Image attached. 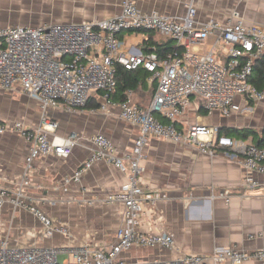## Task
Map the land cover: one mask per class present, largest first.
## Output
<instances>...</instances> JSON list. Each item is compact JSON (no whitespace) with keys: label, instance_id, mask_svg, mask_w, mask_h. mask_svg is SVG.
<instances>
[{"label":"built area","instance_id":"built-area-1","mask_svg":"<svg viewBox=\"0 0 264 264\" xmlns=\"http://www.w3.org/2000/svg\"><path fill=\"white\" fill-rule=\"evenodd\" d=\"M122 30L159 32L174 41L179 50L162 59L154 47L130 52L123 48L118 37ZM262 55L264 25L248 22L237 12L225 22L198 21L194 0L187 1L185 13L180 16L144 13L132 0H125L119 13L96 22L0 27V90L17 86L41 110L40 121L34 127H27L20 119L8 125L0 124V134L10 131L30 142L20 181L12 189L0 188V210L9 204L29 211L41 224L46 237L67 236V227L32 203L25 192L29 173L38 158L50 154L69 156L81 138L77 132L56 135L58 122L47 115V110L61 106L68 112H76L95 98L99 107H90L89 112L107 111L114 104L111 94L116 86L117 64L127 70L144 67L151 72L147 80L157 81L147 104L133 102L132 90L127 91L126 100L116 103L119 119L138 128L129 152L119 155L112 139L96 132L91 136L94 146L91 154L71 175L63 178L64 185L78 183L99 161L128 172L127 181L118 190L86 201L87 204L121 203L122 224L114 241L106 246L87 243L16 246L3 238L0 264H243L248 261L261 264L264 246L251 252L216 247L209 255L186 253L169 260L132 261L121 254L134 248H171L174 243L167 233L137 230L144 204L164 197L140 183L144 147L151 137L196 145L202 151L218 147L238 154L243 169L240 195L264 194V146L249 138L222 136L216 125L195 122L180 131L174 124L185 113L193 96L202 100L207 111H218L224 116L242 112L264 100V87L258 88L250 82L255 60ZM157 115L168 123L160 122ZM231 195L229 191L220 193L226 200Z\"/></svg>","mask_w":264,"mask_h":264},{"label":"crops","instance_id":"crops-1","mask_svg":"<svg viewBox=\"0 0 264 264\" xmlns=\"http://www.w3.org/2000/svg\"><path fill=\"white\" fill-rule=\"evenodd\" d=\"M124 1L0 0V27L96 22L119 13ZM132 1L144 13L180 16L185 13L188 0ZM194 6L196 19L201 22L210 19L225 22L237 12L248 22L264 25V0H194ZM118 37L123 48L130 52L144 51L149 38L159 44L168 40L159 32L141 30H122ZM13 92L24 94L17 86L0 92V124L19 120L11 117L9 111ZM152 95L151 89L139 88L131 91L130 99L145 105ZM191 102L185 113L174 120L180 131L197 122L216 125L220 135L240 139L229 129L251 128L258 137L264 129V100L253 103L243 113L229 116L218 111H210L209 115L198 97L193 96ZM35 110H24L27 117L23 121L27 127L39 123ZM118 111L116 103L105 112L91 113L86 107L68 112L61 106L47 110V115L58 122L56 135L77 132L81 138L67 157L50 154L34 160L25 192L38 209L64 224L68 235L46 237L41 224L29 211L6 204L0 210V240L7 238L16 246L85 243L106 246L114 241L116 230L122 224L121 203L87 204L86 201L118 190L127 181L128 172L99 161L78 183L64 185L63 178L71 175L91 154L94 148L91 136L96 132L109 136L119 155L129 152L138 128L122 122ZM248 138L253 140L252 135ZM29 147L30 142L18 134L10 131L0 134V188L16 187L24 173ZM240 160L238 154L228 149L212 147L202 151L196 145L149 138L144 147L140 183L164 197L144 204L137 230L167 233L174 243L171 248H134L123 252L121 257L132 261L169 260L186 253L209 255L216 247H236L248 252L263 247L264 194L240 195L243 176ZM225 191L232 194L228 200L220 196Z\"/></svg>","mask_w":264,"mask_h":264},{"label":"trees","instance_id":"trees-1","mask_svg":"<svg viewBox=\"0 0 264 264\" xmlns=\"http://www.w3.org/2000/svg\"><path fill=\"white\" fill-rule=\"evenodd\" d=\"M146 32V31H145ZM146 46L144 47V51H148L154 47V51L159 55V57L165 58L173 52L179 50V48L175 45L174 41L168 39L164 43H156L151 42L150 38L145 41ZM153 44V45H152ZM151 76V72L144 67H138L135 70H127L123 68V66L117 64L116 65V86L111 94V101L113 103H118L120 101L126 100L128 98L127 91L128 90H137L141 89H151L154 93V90L157 85V81L154 79L150 82L148 87L147 79ZM250 82L257 86L258 88L264 87V55L258 57L255 60V63L252 68V74L250 76ZM98 108L99 103L95 98L89 99L86 104V108ZM157 118L162 123H168V120L163 118L162 116L157 115ZM230 133L237 134L242 139L248 138L249 135H252V141L258 146H264V129L262 130L260 136L258 137L257 132H255L251 128H242L229 129Z\"/></svg>","mask_w":264,"mask_h":264},{"label":"rangeland","instance_id":"rangeland-1","mask_svg":"<svg viewBox=\"0 0 264 264\" xmlns=\"http://www.w3.org/2000/svg\"><path fill=\"white\" fill-rule=\"evenodd\" d=\"M0 92H3V90H0ZM9 99H11L10 101L12 102V105L9 106L10 107L9 111L11 113V117H16V118L18 117V119L23 120L24 117H27V114L26 113L24 114V112H25L24 110L25 109H28V110L36 109L35 111L38 113L37 115L39 116V120L38 121H40L41 110H40L39 105L37 104V102L35 100L29 98L28 96H26L24 94H21V93L19 94V93H16V92L11 93ZM249 106L252 107L253 105L251 104ZM21 111H22V113L20 114L19 112H21ZM28 114H29V112H28ZM209 115H210V112H209ZM202 116H205V115H202Z\"/></svg>","mask_w":264,"mask_h":264}]
</instances>
